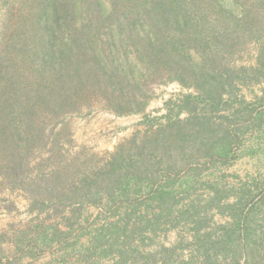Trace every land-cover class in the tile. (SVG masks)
Listing matches in <instances>:
<instances>
[{
  "label": "trees",
  "instance_id": "obj_1",
  "mask_svg": "<svg viewBox=\"0 0 264 264\" xmlns=\"http://www.w3.org/2000/svg\"><path fill=\"white\" fill-rule=\"evenodd\" d=\"M232 1L29 2L21 19L36 29L28 49L47 81L36 112L58 117L76 105L74 96L88 94L116 115L140 113L149 81L165 76L195 94L180 98L175 114L168 108L166 123L135 152L122 145L102 167L86 169L73 182L55 172L37 181L24 178L14 140L23 113L15 97L6 96L0 176L13 187L32 189L28 200L36 220L0 231V264H264L262 196L242 188L219 208L229 220L215 234L206 228L207 208L222 201L219 192L205 207L193 197V161L228 163L251 128L264 138V108L252 107L241 94L264 70V45L255 31L254 64L234 59L246 44L245 21L259 15L264 0ZM179 225L190 231L192 245L181 259L177 247L156 242Z\"/></svg>",
  "mask_w": 264,
  "mask_h": 264
},
{
  "label": "rangeland",
  "instance_id": "obj_2",
  "mask_svg": "<svg viewBox=\"0 0 264 264\" xmlns=\"http://www.w3.org/2000/svg\"><path fill=\"white\" fill-rule=\"evenodd\" d=\"M30 1L34 0H0V113L6 108V96H14L18 113H23L14 140L19 145L17 156L24 165L23 172L27 174L24 178L27 180L37 181L44 174L55 172L68 182L79 181L86 169L102 167L118 147H131L135 152L144 137L166 123L168 108H173L175 114L177 107L174 104L185 95L195 94L193 88L178 81H169L165 76L149 81L147 105L140 113L116 115L104 108L101 98L88 94L74 96L76 105L65 109V113L58 117L39 110L36 112L38 108L33 105L40 100V88L47 85V81L41 77L40 61L28 49L27 42L36 29L32 32V28L21 19ZM257 2L248 0L249 5ZM261 3L259 15L245 21L246 39L243 42L246 44L234 57L238 64L251 65L255 62L257 45L250 37L254 31V38H260V44L264 45V1ZM241 94L252 107L264 108V70L259 82L246 85ZM49 107L44 108L48 110ZM31 109L33 111L29 112ZM250 130L240 145L234 148V157L228 163L207 162L202 158L193 161L197 169L193 197L202 207L217 191L222 199L220 203L216 200L206 207V228L211 233L215 234L219 226L228 222L229 217L219 214V208H226L225 202H232L242 188H250L264 199V138H260L252 128ZM41 131L46 137L42 140L39 139ZM250 150H255V153L251 154ZM1 178L0 231L12 226H28L36 220V213H30L28 200L32 189L29 186L26 189L13 187ZM90 212L94 216L97 213L96 210ZM258 218L264 226V205ZM190 235V231L179 225L177 229L161 234L156 242L177 247V256L186 258L192 248Z\"/></svg>",
  "mask_w": 264,
  "mask_h": 264
}]
</instances>
